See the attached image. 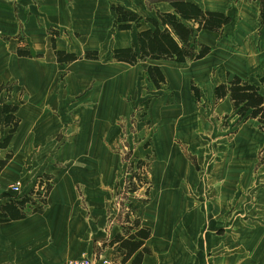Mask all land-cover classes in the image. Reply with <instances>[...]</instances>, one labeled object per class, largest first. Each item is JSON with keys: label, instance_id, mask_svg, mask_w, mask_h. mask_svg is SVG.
Wrapping results in <instances>:
<instances>
[{"label": "crops", "instance_id": "0c3cea01", "mask_svg": "<svg viewBox=\"0 0 264 264\" xmlns=\"http://www.w3.org/2000/svg\"><path fill=\"white\" fill-rule=\"evenodd\" d=\"M174 2L229 17L218 30H195V41L210 47L206 56L112 58L121 48L139 55L138 32L153 28L146 19L178 15ZM114 6L136 14L138 25L120 29ZM57 51L78 58L58 60ZM149 66L160 68L164 88L149 82ZM233 76L264 96V0H0V264L82 256L135 264L140 248L122 263L120 242L112 240L141 226L150 236L140 264H264V133L251 118L230 129L238 115L229 95L216 99L215 87ZM3 105L16 106L11 134ZM144 111L148 145L138 157L151 155L147 198L126 211L118 201L129 182L126 154L112 146L123 120ZM225 115L233 121L220 128L212 118ZM143 123L135 122L134 135ZM38 178L49 181L41 206L18 205L10 187L33 192ZM141 188L126 193L133 198ZM11 201L23 216H4L1 207Z\"/></svg>", "mask_w": 264, "mask_h": 264}, {"label": "trees", "instance_id": "16d2710c", "mask_svg": "<svg viewBox=\"0 0 264 264\" xmlns=\"http://www.w3.org/2000/svg\"><path fill=\"white\" fill-rule=\"evenodd\" d=\"M174 13H158L157 18H147L146 20L153 25V28L141 30L138 32L139 55L132 48H121L113 51L112 58L117 61H123L129 64H134L138 59H168L176 62H186L191 60H198L206 56L210 47L204 44H198L195 41V30H218L224 24L229 22V17L223 13L202 11L195 5L186 2H174ZM113 9L117 13V23L120 29L131 28V23L136 22L138 25L139 17L120 6H114ZM181 19L189 20L197 24L193 29L185 25ZM174 34L180 43H178L172 36ZM198 46V50L196 49ZM19 55L25 56L28 53L18 50ZM58 60H76L78 57L74 54L64 53L62 51L56 52ZM87 58H93L95 55L87 52ZM147 74L152 83L159 88L160 83L165 82V78L160 68L157 66H149ZM195 97H199L198 89L191 86ZM229 95V98L234 106L236 114L240 120L256 119L259 129L264 133V96L260 93L259 87L251 84L238 76H233L226 83H221L215 87L216 99H223ZM16 110L14 105H3L2 111L4 114V123L11 127L10 134L14 132L17 127L18 119L13 115ZM10 134L4 139L2 145L6 146L10 140ZM264 163V148L261 157ZM5 162H0V168ZM137 186H133L130 190H137ZM25 200L17 203L23 205ZM14 202H8L1 207L4 211V216L10 218H17L23 216L20 212V207ZM134 225L139 226L137 219L134 220ZM124 238L119 234L115 236L112 242L119 241L122 254V263L127 261L131 253L140 248V251L134 259L135 264H140L143 254L149 252V249L144 246V240L150 236V229L147 227H140L135 234H129ZM135 236L140 239L133 240Z\"/></svg>", "mask_w": 264, "mask_h": 264}, {"label": "rangeland", "instance_id": "374dc122", "mask_svg": "<svg viewBox=\"0 0 264 264\" xmlns=\"http://www.w3.org/2000/svg\"><path fill=\"white\" fill-rule=\"evenodd\" d=\"M149 82H151V84H152L151 80ZM143 84H145V82L141 81L140 85L142 86ZM153 87H155L157 90L164 88L165 82L160 83L159 88H157L154 85H153ZM146 88H142V90L144 89V92H145ZM146 108H147V106L142 104V108L139 110L143 111V110H146ZM136 113L133 112L132 117L130 119H128L126 122H125V120H123L124 123L127 124V127H126L124 133L119 136L118 142L112 146L114 151H119V152L126 154V156H125L126 159L124 162V167H125L124 170L126 171L127 177L129 179L128 180L129 182L127 183L128 190L133 188V186L142 187L141 189H139L140 191L137 194V196L135 195L133 198L131 197V195L126 193L127 188H125L126 191L123 194L119 193L120 195H119L118 201L121 204H123L122 208H124L126 211L129 209L131 204L135 205V206H143L142 203L144 201H146L145 199L147 198V193L145 191H146V189H148L147 171L151 167V155L143 156L141 158L138 157V155L141 152H144V150L147 149V145H148V142L145 143V142H142V140H141L142 139L141 135H144L143 141L146 139V133H147L146 130L148 128V126H147L148 123L145 122L146 119L144 118L142 120L144 115H146V111H144L143 114H141V112H140L138 114V115H140L138 117V119L134 118ZM212 120L213 121L218 120L219 123H222V124H220V128H223L225 126L227 127V125L229 123H232V121H233L232 118H230L228 115H225L224 117H221V118H217V116H213ZM220 120H221V122H220ZM135 122H144L143 123L144 127H142V128L145 131H142L141 134L137 133V136L134 135V133H133L134 132L133 125H135ZM240 122H241V120L239 119V116H237V118L235 117V122L233 123L234 125H232L230 129H233L234 126H237ZM258 129H259V126H258ZM226 130L228 131L229 129H226ZM263 148H264V146H263ZM263 148L259 151L258 159H259L260 163H262L261 157H262ZM216 149H218V148L215 147L214 150H216ZM215 155H216V153L214 154V157H217V155L216 156ZM132 217H134V216H132Z\"/></svg>", "mask_w": 264, "mask_h": 264}, {"label": "built area", "instance_id": "2783aa9c", "mask_svg": "<svg viewBox=\"0 0 264 264\" xmlns=\"http://www.w3.org/2000/svg\"><path fill=\"white\" fill-rule=\"evenodd\" d=\"M47 185L49 186V181H43L42 178H38L36 189L33 192H23L19 184H13L10 188L13 192H15L18 201H28L27 207L29 210H32L41 206L47 195ZM102 263L112 264V262L108 259H103ZM67 264H93V261L87 256H82L79 258L70 259Z\"/></svg>", "mask_w": 264, "mask_h": 264}]
</instances>
